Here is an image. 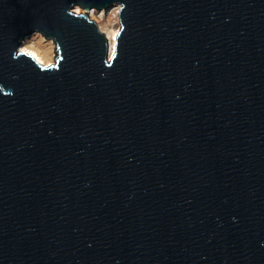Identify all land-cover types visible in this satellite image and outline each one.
Listing matches in <instances>:
<instances>
[{"label":"water","instance_id":"95a60500","mask_svg":"<svg viewBox=\"0 0 264 264\" xmlns=\"http://www.w3.org/2000/svg\"><path fill=\"white\" fill-rule=\"evenodd\" d=\"M0 264H264V0H0Z\"/></svg>","mask_w":264,"mask_h":264},{"label":"bare ground","instance_id":"6f19581e","mask_svg":"<svg viewBox=\"0 0 264 264\" xmlns=\"http://www.w3.org/2000/svg\"><path fill=\"white\" fill-rule=\"evenodd\" d=\"M118 4H112L106 8H91L88 10L90 17L94 18L99 28L105 32L109 39L110 54L115 48V34L119 25ZM75 10H80L78 6ZM54 43L51 39H45L39 31H34L24 37L20 49L31 54L37 61L48 64L53 61Z\"/></svg>","mask_w":264,"mask_h":264}]
</instances>
